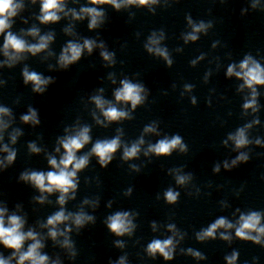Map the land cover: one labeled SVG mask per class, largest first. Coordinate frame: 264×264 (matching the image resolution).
Segmentation results:
<instances>
[{"label": "clouds", "instance_id": "obj_1", "mask_svg": "<svg viewBox=\"0 0 264 264\" xmlns=\"http://www.w3.org/2000/svg\"><path fill=\"white\" fill-rule=\"evenodd\" d=\"M35 3V0H33ZM91 5H111L114 9L119 11L122 8H127L131 5L136 6H149V10L153 9L151 5H156L159 0H89ZM65 0H41V15L38 17L42 24L54 23L61 19L59 13H64L65 16L71 15L75 20H83L85 17L89 19L88 28L95 29L103 23L105 12L98 7H81L79 12L70 10L66 12ZM24 5L22 0H0V35L4 36L3 43V54L6 60L3 64L8 67H12L20 59L23 58L24 53H31L33 56L46 50L53 39L51 34L41 36L39 29L33 27L28 30L26 35L32 36L33 38L39 37L38 42L35 44H28L25 39L17 36L10 31L12 28L13 18L16 17L19 12L23 9ZM252 7L255 9L258 7V0H254ZM188 23L191 27V32L184 35L183 39L187 43L188 41H196L199 39L200 33H206L207 30L212 26L211 22L205 23L200 21L194 23L192 19L188 18ZM70 32V29H66ZM164 39V33L161 31L159 34L153 32L147 39L144 45L145 50L152 55L161 57L171 66L172 60L169 56L168 50L165 47H161V41ZM99 47L102 49L100 52L101 57L109 65L115 63V54L105 50L104 44L101 42L97 44L96 41L91 39H85L82 44L69 42L66 47L63 48L59 58V66L66 69L69 65L77 62L83 52L87 50L89 54L92 53L93 49ZM195 63V61H193ZM25 84L31 83L33 85V91L36 93H43L50 83L53 82L51 77H43L41 74L35 71H29L27 67L22 72ZM226 75L228 77L235 76L238 80H242L243 84L240 86L242 91L244 88L250 90V98L243 104L245 111L251 109L253 112L258 110L257 107V86H264V66H262L257 60L251 55H246L244 59L238 64H230L227 68ZM110 79L112 78L110 74ZM113 83L115 80L113 79ZM120 87L115 90L114 97L117 103L130 104L131 108L135 110L137 106L142 105L147 98V90L141 83H134L131 80L125 78L120 81ZM191 85H185L186 91H191ZM101 93L103 89L99 90ZM92 102L96 108L100 110L103 117L109 123L117 122L124 119H132L131 114L128 111L118 109L110 101L103 98L102 95H95L91 97ZM192 103L195 104V98L192 99ZM11 116V110L6 107H0V140L3 139V131L9 127L2 117ZM24 123H31L33 125L39 124V119L36 110L29 108L28 113L21 117ZM97 123H103L97 119ZM259 123L258 120H254L251 124H247L244 127L238 128L235 133H230L224 144L227 145L228 141H231L236 150L246 148L251 141L248 138L247 132L253 124ZM67 131V130H66ZM120 131V130H118ZM90 128L88 126H82L75 131L74 134L67 135L59 140V144L62 146L64 153L57 161L55 157H49L48 163L53 169L48 172L40 171H26L21 174L20 179L31 183L37 188L42 194L53 192H59L58 204L61 206L60 210L49 216L45 225L42 227L48 228V236L56 241L58 237H63L61 247L68 249L71 256H75L76 253L73 250L74 245L69 238L68 233L72 231L71 227H65L64 230H60L59 226L71 222L77 229L84 227L86 224L94 223L95 218L87 214L83 209L76 213H66L63 205L68 199L75 198V191L77 188V173L89 163L90 156L94 155L98 158V162L101 167H106L113 159V155L121 148L120 135L112 139L97 140L89 153L82 156H77V152L87 145L90 140ZM144 133H152L159 135L155 123L148 125L144 128ZM21 135L19 130L14 131L10 139L13 144L16 143L17 137ZM145 143L143 136L137 141L131 143V145H125L123 147V159L125 161L135 159L141 152V146ZM257 144H260L259 139L256 140ZM29 149L33 153H39L40 148L35 143L29 144ZM179 150L181 153L188 151L187 145L185 144L183 137L179 134L172 136H164L158 140L155 144H149L147 150L144 152L145 156L154 154L157 157L170 156L173 151ZM0 151L7 153L4 160H0V166L11 165L16 159V151L10 149L7 145H4ZM57 152L60 151L58 147ZM249 159L248 154L245 152H239L235 159L231 163L225 161L224 168L229 169L236 166L239 163H245ZM131 168L135 171H139L136 165H131ZM175 176V182L177 185L183 186L188 184L192 175L182 174L181 169L171 170ZM214 172L220 171V165H216L213 169ZM131 189H128L125 195L131 194ZM71 193V195H69ZM164 199L168 204H175L180 193L175 191L173 188H168L163 193ZM46 197L41 195L38 198L40 203H44ZM84 204L92 203L95 207V202L84 200ZM7 216V219L5 217ZM264 219V213L259 211H250L247 214L242 213L239 216V220L233 224L225 217H219L215 222L211 223L206 229L201 230L196 234V238L199 241H204L209 238L215 239L217 231L220 229L231 230L235 229V236L243 241H251L254 244L264 243V225L261 224V220ZM25 219L15 213L7 215V209L0 207V244L5 248L12 250V255L8 258H4L0 255V264H12L15 260L16 264H49V257L45 254H41V249L44 247L39 234L33 229L24 231ZM107 228L115 234L117 237L124 235H131L136 227L133 223V214L128 211H118L107 217L106 220ZM155 229V224H153ZM168 230L173 233V236L167 239H154L147 245V253L149 256H156L159 254L164 260H172L173 254L178 241L175 240V236L179 235L175 225H168ZM180 239L183 236L180 235ZM220 239L230 240L231 236L220 233ZM26 241H31L28 244L27 249L24 250ZM116 247L123 248L124 244L122 241H116ZM189 255L194 256L197 259H203L204 257L198 251H194L189 248L187 250ZM238 257L237 252H233L230 256H226L227 264H236ZM52 264H59L58 261L52 262ZM117 264H126V257H121Z\"/></svg>", "mask_w": 264, "mask_h": 264}]
</instances>
